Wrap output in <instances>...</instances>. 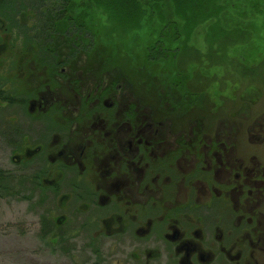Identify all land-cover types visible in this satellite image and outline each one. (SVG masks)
<instances>
[{
	"label": "flooded vegetation",
	"instance_id": "obj_1",
	"mask_svg": "<svg viewBox=\"0 0 264 264\" xmlns=\"http://www.w3.org/2000/svg\"><path fill=\"white\" fill-rule=\"evenodd\" d=\"M28 1L0 0V142L48 195L47 244L101 264H264V66L248 57L264 34L200 92L151 62L150 28L117 35L138 33L129 53L89 0Z\"/></svg>",
	"mask_w": 264,
	"mask_h": 264
},
{
	"label": "rangeland",
	"instance_id": "obj_2",
	"mask_svg": "<svg viewBox=\"0 0 264 264\" xmlns=\"http://www.w3.org/2000/svg\"><path fill=\"white\" fill-rule=\"evenodd\" d=\"M140 1L142 3H139L146 14L140 18L138 25H136L139 29L143 27L145 29L150 28L152 35L155 36L159 33L166 37L180 35L183 28L178 17L170 15L169 18L159 16L161 11H169V5L165 2L166 0ZM27 3L31 5L30 0ZM218 6L220 8L218 14L225 13L226 16L218 15L219 17H212L205 26H201L200 33H202L206 25H212L218 18L222 21L221 25H229L232 30H236L235 27H232L233 23H237V26L242 28L244 27L243 22L248 20L249 23L253 24L254 30L252 31H264V0H220ZM11 7L15 8L12 5ZM25 13H28V10ZM2 17L5 21L3 13ZM133 31L139 32L140 30L136 28ZM241 32L249 33L247 30ZM132 38L133 36H129L130 42L127 48L129 53L135 46ZM14 41L15 38L12 44ZM164 42L162 40V46L159 48L156 43L150 47H157L155 52L165 57L163 59H174V56L179 53L177 51L172 52L173 48L167 44L165 45ZM180 42L179 40L177 41L179 45ZM96 43H99V40H96ZM205 47V43L202 41V48L200 49L204 50ZM11 113L15 117V110L2 112L5 117H9ZM5 136L12 141L17 140L14 130H6ZM18 156L19 148L14 149L4 142H0V169L14 173L17 177V182L13 185V196H0V264H101L99 256L96 257L94 256L96 253L94 255L92 253V251L96 250L95 246L87 248L82 243H73L71 247L56 248L51 246L50 242L47 244V238L40 239L41 225L49 229L46 215L50 202L48 195L46 197L43 194H39L37 197L32 185L29 183H26L24 188L23 186L19 188V175L21 173H19ZM22 188L26 191L22 196H19V191ZM16 193L18 195H15ZM41 202L42 204H40ZM44 202L46 203L45 205ZM49 234L50 232L47 233V236ZM106 264L113 263L107 261Z\"/></svg>",
	"mask_w": 264,
	"mask_h": 264
},
{
	"label": "trees",
	"instance_id": "obj_3",
	"mask_svg": "<svg viewBox=\"0 0 264 264\" xmlns=\"http://www.w3.org/2000/svg\"><path fill=\"white\" fill-rule=\"evenodd\" d=\"M90 1H93L91 3ZM220 0H166L165 2L169 5V11L167 15L178 17L179 22L182 25V32L185 31L183 38L177 35L179 39L175 37H166L162 34L153 35L154 38L160 39L161 41L167 40V45L172 49V52L177 51L179 54L174 56V59L165 60L163 56L159 54H154L156 56L155 60L151 62L156 65H164V73L166 71L171 72L172 77H178L185 79L195 80L193 84L198 91L203 92L210 90L211 86L215 84H221L217 80L224 81L225 78H230L229 73H239L238 69L231 70L230 65L225 66V60L229 56L235 57V49L244 45L247 46V50L251 52L253 49L252 41L256 39L257 33L263 35L264 31H252L253 24L247 22L244 23V27L240 28L237 23H233L232 27L236 30H232L231 26L223 24L218 18L220 15L226 16V14H218L220 8L218 6ZM140 0H89L88 1V15L91 12H97L101 14L102 17L99 19L101 23H106L102 26V35L107 39L109 45H113L115 40L119 46V49H126L129 42V37L127 36L123 43L118 37L119 33L122 32H132L133 29H139L138 23L140 18L145 15V11L142 9ZM143 5V4H142ZM93 14V13H92ZM168 18L165 12L161 11L159 16H164ZM219 15V16H218ZM218 16L212 25H206L202 33L199 32L201 26L207 24L212 17ZM208 19V20H207ZM222 19V18H221ZM118 24V26H116ZM208 26V27H207ZM143 27L141 30H144ZM247 30L249 33L241 32ZM235 32L237 36L232 34V43L226 42L229 33ZM136 32V31H133ZM239 32V34H238ZM256 33V34H255ZM245 35L246 42L241 37ZM118 35V36H117ZM137 36L138 33L129 36ZM117 37V38H116ZM169 38V39H167ZM179 40L180 45L177 43ZM114 41V42H113ZM202 41L205 43V49L202 48ZM162 43V42H161ZM161 43H157L158 45ZM165 43V42H164ZM166 45V44H165ZM261 52L249 55V59L258 62L261 66H264V41L258 46ZM186 50L184 51V49ZM192 50V51H191ZM187 51L189 54H195L194 61L191 63H185L187 57ZM230 51V52H229ZM235 52V53H234ZM182 55V57H181ZM216 58V60H215ZM188 62V61H187ZM154 64H151L154 65ZM221 65V67H218ZM179 72L181 75H179ZM170 76V78H171ZM213 82L215 84H213ZM16 175L11 172H7L0 169V196L1 197H11L13 191V185L17 182ZM21 183H19V188ZM26 190L19 191V196H22ZM15 195H18L16 193ZM39 203V202H38ZM42 204V202L40 203ZM46 227L41 225L40 239H45L47 237Z\"/></svg>",
	"mask_w": 264,
	"mask_h": 264
},
{
	"label": "bare ground",
	"instance_id": "obj_4",
	"mask_svg": "<svg viewBox=\"0 0 264 264\" xmlns=\"http://www.w3.org/2000/svg\"><path fill=\"white\" fill-rule=\"evenodd\" d=\"M47 238V237H46Z\"/></svg>",
	"mask_w": 264,
	"mask_h": 264
}]
</instances>
